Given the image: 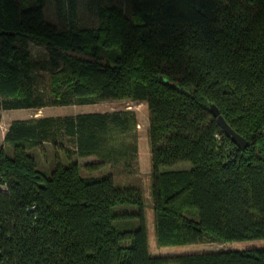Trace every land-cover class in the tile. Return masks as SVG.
I'll use <instances>...</instances> for the list:
<instances>
[{"label": "trees", "instance_id": "trees-1", "mask_svg": "<svg viewBox=\"0 0 264 264\" xmlns=\"http://www.w3.org/2000/svg\"><path fill=\"white\" fill-rule=\"evenodd\" d=\"M44 2L0 0V108L144 101L156 243L264 239V0H126L128 15L119 0H91L94 27L52 23ZM28 40L46 50V98L34 87ZM211 104L247 140L243 149ZM129 125L127 109L9 123V152L0 146V264H264V247L151 254L136 187L82 175L76 161L57 156L47 172L26 153L62 134L81 157L118 163L126 153L107 136ZM181 161L191 167L159 170ZM134 218L136 228L112 224Z\"/></svg>", "mask_w": 264, "mask_h": 264}, {"label": "rangeland", "instance_id": "rangeland-1", "mask_svg": "<svg viewBox=\"0 0 264 264\" xmlns=\"http://www.w3.org/2000/svg\"><path fill=\"white\" fill-rule=\"evenodd\" d=\"M91 0H74V8H70V0H45L44 16L52 23L59 26L67 24L73 20L78 27H94L98 24V17L95 14V3ZM124 13L129 14V8L126 0H119ZM27 51L34 60L33 74L35 76L34 87L37 91L45 95L47 92V69L42 68L41 62L46 58V50L42 45L36 44L30 40L26 44ZM44 106L33 109H1L0 108V146L9 152V145L3 142V135L9 123L14 119H30L35 116H64L76 115L92 111H113L127 109L129 112L130 125L124 132L112 133L108 135L109 144L124 150L126 156L124 160L118 163L100 162L94 155L80 156L75 152L74 145L69 137L57 135L56 145L50 141H44L36 147L26 150V153L33 156L39 169L50 171L54 168L55 159L57 158L63 164L69 161H76L81 167L82 175L102 176L111 175L114 184L117 186L136 187L144 202V227L147 235L149 252L154 255L179 254L188 252H199L208 250H229V249H246L251 247H264V239H244L227 242H203L190 243L182 245L162 246L156 243L154 229V213L151 205V190L153 183V168L150 158V149L148 143L149 113L144 101L124 100L119 102H104L91 105H54L45 102ZM100 163L94 167L91 164ZM191 164L187 161L177 162L171 166H162L159 170L164 169H189ZM118 209L136 211L135 206H121ZM138 218L115 220L112 224L118 229L136 228L140 225Z\"/></svg>", "mask_w": 264, "mask_h": 264}, {"label": "water", "instance_id": "water-1", "mask_svg": "<svg viewBox=\"0 0 264 264\" xmlns=\"http://www.w3.org/2000/svg\"><path fill=\"white\" fill-rule=\"evenodd\" d=\"M209 109L211 111V114L215 117V121H217V124L220 126L223 133H225V135L231 142L234 143V145H236L240 149H243L247 145V140L239 133L235 132V130L226 121H224L225 119L214 104H211Z\"/></svg>", "mask_w": 264, "mask_h": 264}]
</instances>
